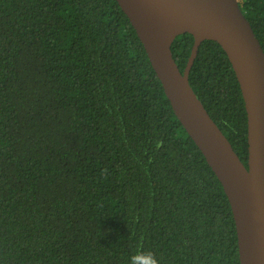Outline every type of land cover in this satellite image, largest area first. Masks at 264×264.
I'll use <instances>...</instances> for the list:
<instances>
[{
	"label": "trees",
	"instance_id": "1",
	"mask_svg": "<svg viewBox=\"0 0 264 264\" xmlns=\"http://www.w3.org/2000/svg\"><path fill=\"white\" fill-rule=\"evenodd\" d=\"M240 9L264 50V0ZM196 40L175 37L180 71ZM197 98L248 166L247 113L221 46ZM240 264L224 190L116 0H0V264Z\"/></svg>",
	"mask_w": 264,
	"mask_h": 264
},
{
	"label": "water",
	"instance_id": "2",
	"mask_svg": "<svg viewBox=\"0 0 264 264\" xmlns=\"http://www.w3.org/2000/svg\"><path fill=\"white\" fill-rule=\"evenodd\" d=\"M147 53L171 107L228 199L240 264H264V50L237 0H116ZM172 28H178L175 33ZM196 40L180 71L171 45ZM217 42L238 80L247 113L248 166L210 117L189 82L199 45Z\"/></svg>",
	"mask_w": 264,
	"mask_h": 264
},
{
	"label": "clouds",
	"instance_id": "3",
	"mask_svg": "<svg viewBox=\"0 0 264 264\" xmlns=\"http://www.w3.org/2000/svg\"><path fill=\"white\" fill-rule=\"evenodd\" d=\"M128 264H160V260L153 251L138 250L129 257Z\"/></svg>",
	"mask_w": 264,
	"mask_h": 264
},
{
	"label": "bare ground",
	"instance_id": "4",
	"mask_svg": "<svg viewBox=\"0 0 264 264\" xmlns=\"http://www.w3.org/2000/svg\"><path fill=\"white\" fill-rule=\"evenodd\" d=\"M176 31H178V28H172V29H171V32H172V33H175Z\"/></svg>",
	"mask_w": 264,
	"mask_h": 264
},
{
	"label": "rangeland",
	"instance_id": "5",
	"mask_svg": "<svg viewBox=\"0 0 264 264\" xmlns=\"http://www.w3.org/2000/svg\"><path fill=\"white\" fill-rule=\"evenodd\" d=\"M239 3H241L243 0H237Z\"/></svg>",
	"mask_w": 264,
	"mask_h": 264
}]
</instances>
